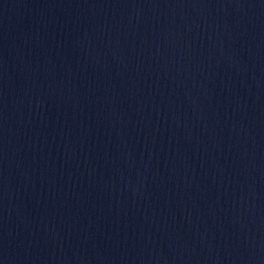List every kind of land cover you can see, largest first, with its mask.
<instances>
[{"label": "water", "instance_id": "water-1", "mask_svg": "<svg viewBox=\"0 0 264 264\" xmlns=\"http://www.w3.org/2000/svg\"><path fill=\"white\" fill-rule=\"evenodd\" d=\"M0 264H264V0H0Z\"/></svg>", "mask_w": 264, "mask_h": 264}]
</instances>
